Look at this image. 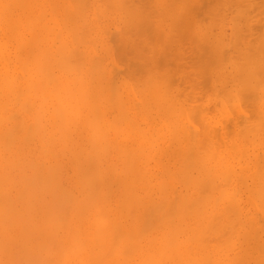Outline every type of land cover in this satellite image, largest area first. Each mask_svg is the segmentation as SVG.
<instances>
[{
	"label": "bare ground",
	"instance_id": "6f19581e",
	"mask_svg": "<svg viewBox=\"0 0 264 264\" xmlns=\"http://www.w3.org/2000/svg\"><path fill=\"white\" fill-rule=\"evenodd\" d=\"M0 264H264V0H0Z\"/></svg>",
	"mask_w": 264,
	"mask_h": 264
}]
</instances>
